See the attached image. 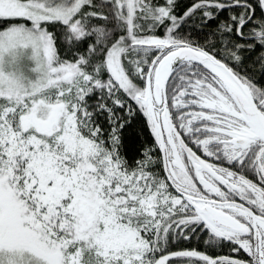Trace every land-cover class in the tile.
Here are the masks:
<instances>
[{
	"label": "snow or ice",
	"instance_id": "1",
	"mask_svg": "<svg viewBox=\"0 0 264 264\" xmlns=\"http://www.w3.org/2000/svg\"><path fill=\"white\" fill-rule=\"evenodd\" d=\"M0 264H264V0H0Z\"/></svg>",
	"mask_w": 264,
	"mask_h": 264
}]
</instances>
